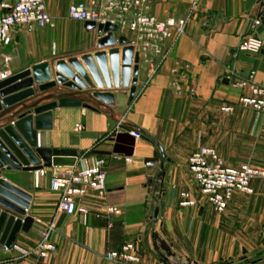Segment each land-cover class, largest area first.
I'll return each instance as SVG.
<instances>
[{"label":"crops","instance_id":"0c3cea01","mask_svg":"<svg viewBox=\"0 0 264 264\" xmlns=\"http://www.w3.org/2000/svg\"><path fill=\"white\" fill-rule=\"evenodd\" d=\"M82 1V8L103 11L104 0ZM45 3L52 27L30 32L17 26L11 31V44L0 43V81L3 73L16 75L41 63L69 57L80 61L82 55L95 50L96 33L88 32L85 23L68 17L69 7H80L81 0ZM12 5L13 0H0V13ZM262 9L261 0L155 2L146 14L161 21L188 18L183 36L161 43V56L144 52L137 34L130 31L128 23L134 10L124 16L109 14L107 22L120 28L115 37L127 38L139 53L135 101L127 107V90L115 92V106L100 108V113L83 108L57 109L52 112V130L39 132V147L77 150L79 167L104 159L107 191L104 195L90 192L78 199V206L87 215L66 216L57 210L58 195L49 190L48 178L36 188L34 173L5 172L7 181L32 196L28 215L35 222L29 234L20 233L13 250L0 247V264H115L108 256L128 243L134 244L149 263L177 258L183 261L189 250H196L198 223H207L211 231L221 228V243L251 244L261 240L264 179L251 182L252 195L234 194L223 213L207 203L191 209H182L178 203L182 192L200 199L188 165L198 147L215 149L228 167L250 164L264 170V115L257 116L241 105L240 99L249 93L235 87L251 73L255 74L256 84L264 86V49L255 55L239 51L240 43L254 34L252 25ZM256 33L264 41V24ZM117 47L121 58L123 47ZM225 107L233 111L224 112ZM78 125L81 131L76 130ZM131 131L142 137L133 138ZM142 132L161 145L166 157L156 199L159 166L147 165L146 161L153 159L157 147ZM127 158L131 163L125 162ZM109 206L120 209L121 215H109ZM157 206L159 218L155 221ZM231 223H243L236 227L240 228L238 234L230 235ZM49 227L53 228L51 240L56 250L48 259L25 257L18 251L36 246ZM159 240L169 246L174 257L161 250ZM249 256L238 264L250 263ZM217 260L209 254L197 257L194 263L215 264Z\"/></svg>","mask_w":264,"mask_h":264},{"label":"water","instance_id":"95a60500","mask_svg":"<svg viewBox=\"0 0 264 264\" xmlns=\"http://www.w3.org/2000/svg\"><path fill=\"white\" fill-rule=\"evenodd\" d=\"M85 29L96 33L95 50L82 55L80 61L77 57H69L41 63L0 81V247L6 250L14 249L20 233H30L35 220L28 215L32 196L7 181L4 173H35L52 167L77 165L79 152L75 149L39 147V132L53 128L52 112L83 108L100 113V108L115 106V92L127 90V107L136 99L139 53L127 38L115 37L120 28L114 23L86 22ZM117 46L123 47L121 58ZM142 134L157 147L153 159L146 161L147 165L159 166L156 199L160 194L166 157L153 137ZM158 218L157 206L154 220ZM159 243L162 251L174 257L165 242L159 240Z\"/></svg>","mask_w":264,"mask_h":264},{"label":"built area","instance_id":"2783aa9c","mask_svg":"<svg viewBox=\"0 0 264 264\" xmlns=\"http://www.w3.org/2000/svg\"><path fill=\"white\" fill-rule=\"evenodd\" d=\"M164 0H104L103 11L85 9L72 5L68 9V17L75 22H93L104 24L109 14L117 12L124 16L134 10L133 18L128 26L131 32L137 34L138 43L144 52H152L162 55L161 43L165 40L176 41L186 31L188 18H168L158 20L154 16L145 13V10L155 2ZM261 16L254 21L252 28L254 34L246 37L239 46V51L244 54H259L264 49V41L256 32L264 24V0ZM95 6V3H94ZM2 8L0 7V10ZM1 12V11H0ZM23 26L30 32L36 28L53 26L45 0H13V5L5 13H0V43L3 46L11 44V31L14 27ZM133 46V45H132ZM8 63L9 59L5 58ZM13 74L3 73L1 80H5ZM254 73L248 78L239 80L235 87L248 90L249 95L240 99V104L251 108L257 116L264 115V86L256 84ZM224 112L233 111L232 107H225ZM81 131L80 125L76 128ZM130 135L135 139L142 136L137 131H131ZM131 159H125L131 163ZM189 170L199 189L200 199L188 192L179 194V207L182 209L199 208L201 204H209L217 213H223L228 208L235 193L252 195L251 182L256 179H264V170L250 164L238 167H228L213 148L198 147L189 158ZM106 161L97 159L91 166L52 167L34 173L36 188L41 181L48 178L49 190L58 195L59 213L66 216L76 214L87 215V211L78 206V199L84 198L90 192L104 195L107 191V175L105 171ZM109 215L120 216L121 210L117 207H107ZM53 228L49 227L42 234L39 243L27 250L18 249L25 257L36 256L39 259H48L55 252L56 247L51 240ZM264 242V224L260 233ZM8 251V250H7ZM108 259L115 264H163L144 261L134 244H125L120 251L111 253Z\"/></svg>","mask_w":264,"mask_h":264},{"label":"rangeland","instance_id":"374dc122","mask_svg":"<svg viewBox=\"0 0 264 264\" xmlns=\"http://www.w3.org/2000/svg\"><path fill=\"white\" fill-rule=\"evenodd\" d=\"M231 225L233 228H230L229 233L230 235H233L238 234L240 228L236 227L239 225L241 227L243 223H231ZM198 226L199 238L196 250H193V248L189 250L183 261L178 258L175 260L167 259L166 262L168 264H195L194 260L197 259V257H203L209 254H213L218 258L215 264H238L239 262L244 261V259L247 258L246 256H249V253L251 254L249 257L252 259V264H260V262L261 264H264V243L261 240L258 239L255 243L251 244H225L219 241V235L222 232L221 228L211 231L209 230L207 223H198ZM249 257L248 259H250ZM166 262L163 264H166ZM241 264L246 263L243 262Z\"/></svg>","mask_w":264,"mask_h":264}]
</instances>
